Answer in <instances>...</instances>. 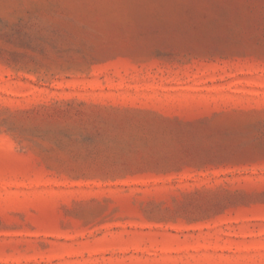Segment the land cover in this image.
Masks as SVG:
<instances>
[{
  "label": "rangeland",
  "instance_id": "rangeland-1",
  "mask_svg": "<svg viewBox=\"0 0 264 264\" xmlns=\"http://www.w3.org/2000/svg\"><path fill=\"white\" fill-rule=\"evenodd\" d=\"M0 264H264V0H0Z\"/></svg>",
  "mask_w": 264,
  "mask_h": 264
}]
</instances>
